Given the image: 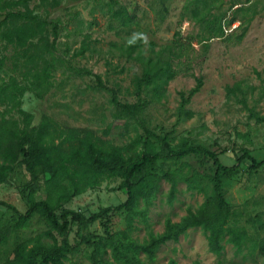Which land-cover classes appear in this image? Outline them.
<instances>
[{"label":"rangeland","instance_id":"rangeland-1","mask_svg":"<svg viewBox=\"0 0 264 264\" xmlns=\"http://www.w3.org/2000/svg\"><path fill=\"white\" fill-rule=\"evenodd\" d=\"M17 12L50 23L24 47L0 38V84L24 88L14 106L0 107L2 153L14 149L17 157L4 163L10 170L0 182V201L18 213L29 208L30 194L38 201L44 192L9 137L44 120L80 136L91 132L120 147L137 139L141 154L161 150L142 126L157 137L167 136L174 151L183 143L202 145L225 167H232L244 151L257 162L264 159V0H0V21ZM126 15L130 20L123 25ZM23 22L14 20L16 26ZM86 72L99 76L119 103L140 104L136 116L123 113L111 102V93ZM148 77L154 81L147 83ZM198 83L199 90L181 109L180 95L187 97ZM150 173L158 178L157 190L148 200L139 199L131 230L126 212H110V234L126 232L130 241L145 244L165 232L167 221L180 223L197 212L206 195L212 197L214 166L202 155L159 160ZM165 173L176 182L171 203ZM191 174L202 182L205 194L186 189L183 178ZM121 182L119 177L104 181L56 213L65 209L90 216L118 206L127 199ZM222 189L232 213L226 227L248 237L240 254L225 237L224 251L216 256L208 251L202 231L189 229L177 242L160 247L153 260L138 255L140 262L264 264V254L255 248L264 239V166L254 169L244 160L223 179ZM214 207L212 201L209 211ZM17 219L13 211L0 208V264L26 239L42 235L43 243L51 245L46 232L60 246L67 241L65 264H93V249L82 239L105 237L104 220L87 227L71 223L62 237L39 214L19 229L14 228Z\"/></svg>","mask_w":264,"mask_h":264},{"label":"trees","instance_id":"trees-1","mask_svg":"<svg viewBox=\"0 0 264 264\" xmlns=\"http://www.w3.org/2000/svg\"><path fill=\"white\" fill-rule=\"evenodd\" d=\"M124 17L121 22L126 25L130 18L127 15ZM17 19L24 20V22L16 26L14 20ZM49 24L37 16L18 12L7 13L6 17L0 21V38L8 43L24 47L28 42L41 36ZM85 74L94 77L101 90L111 93V102L123 113L132 117L136 116V112L140 110V104L119 103L115 98V93L102 85L99 76L90 72ZM147 80V83L154 81L152 77H148ZM200 85L198 83L195 88L191 89L187 97L180 95L181 109L199 90ZM23 91L24 88L18 87L14 82L10 85L1 83L0 107L14 106V102ZM141 128L146 138L152 137L160 142L161 150L158 153L141 154L137 152L136 149L140 145L137 139L127 146L120 147L91 132L80 136L76 130L59 129L50 120L42 121L37 128L22 130L20 133L11 132L10 141L15 143L19 154L23 156L25 167L31 174L34 184L42 181L44 199L36 201L30 194V205L25 214L18 213L14 207L1 201L0 208L11 210L18 216L14 225L15 229L23 227L36 213L42 216L62 237L66 236L71 223L87 227L98 220H104L102 226L105 237L92 242L82 239L93 249L90 257L93 264H142L137 258L138 255H145L153 260L160 247L168 242H177L179 237L189 229H200L205 236L208 251L216 256H220L224 251L222 242L225 237H227V242L234 247L235 253L240 254L248 237L243 231L235 232L226 227L227 220L232 213L224 198L222 181L225 177H230L235 173L244 160L249 161L251 167L257 169L264 166V159L257 162L247 151H244L236 158L232 167H225L215 153L202 145L183 143L179 150L174 151L168 143L167 136L157 137L146 128L142 126ZM4 131L5 128L0 125V158L3 162L0 164V182H4L6 172L10 170L4 163H12L17 158L14 149H6L2 153ZM190 155L207 157L214 166V173L209 179L212 184V197L206 195L205 201L197 212H189L178 224L167 221L165 232L160 236H152L145 244L130 241L126 232L118 234L120 238H115L118 235L110 234L108 229L110 212H126L128 230H131L139 199L148 200L157 190L158 178L153 179L150 173L156 162L167 159L178 160ZM163 176L170 183L167 200L171 203L177 194L176 182L169 173ZM113 177L122 179L120 186L126 190L127 194L124 203L102 209L90 216L65 209L61 210L59 216L57 215L56 210H59L62 204L86 190L100 186L104 181ZM183 180L189 192L206 193L202 182L198 181L193 174ZM212 201L215 202V207L214 211L210 212ZM45 235L52 240L51 245L43 243L42 235L26 239L15 244L12 257L2 264H65L67 255L70 253L67 241L64 240L60 246L50 232H46ZM255 248L259 254H264V239ZM168 264H176V262L171 260Z\"/></svg>","mask_w":264,"mask_h":264}]
</instances>
